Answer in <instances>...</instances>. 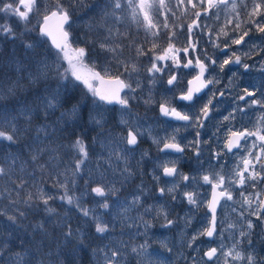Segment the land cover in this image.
<instances>
[{
    "label": "snow or ice",
    "instance_id": "6c2138e0",
    "mask_svg": "<svg viewBox=\"0 0 264 264\" xmlns=\"http://www.w3.org/2000/svg\"><path fill=\"white\" fill-rule=\"evenodd\" d=\"M228 0H178V4L185 6V11H187V6H190L192 15L194 17L191 24L188 25L189 33L191 34L193 28H199L200 20L202 15H208L212 9L219 7L221 4H227ZM249 5H251L249 9ZM85 6V0H53L50 5H45L41 7L38 0H0V13H4L7 17L17 18L19 23H22L25 26V31L17 33L12 25L7 21L3 24H0V36H4L8 40H17L19 39L24 48L31 52V58L28 63L23 62L19 63L17 66L18 73H27L25 76L18 75L15 80H2L0 79V141H6L9 144H17L22 137L26 136L30 132H35L36 137L31 144H28L27 147L30 150V159L35 164L36 167H39L41 172L46 171L44 165L39 163V158L43 152L56 153L64 145H57L56 147L48 146L47 148H41L40 144L43 141L40 140L41 134L44 138L52 141L53 136L55 135V130L49 131L48 124H42L40 127H35L33 125V115H42L45 119L55 114L56 111L63 108L64 111L60 113V117L57 118L56 123L58 124L60 120L67 122L68 120L74 122H80L85 120V113L83 112L84 107L87 106L88 95L90 92L92 94V104L93 107L89 109L86 114V120L89 124L96 126L97 128L103 129L106 122L104 112L107 109L101 107L102 103L106 104H118L122 107L123 110H128L129 97L127 95L122 96L121 93L124 89H129L130 91H135L130 84L125 83L123 79L120 78V75H115L109 80H105L104 76L101 75L100 71L95 70V65L93 67H88L84 63L87 58L86 49L84 47H73L69 41L70 32L68 29L71 28V13L76 8H82ZM238 7L236 0H232L231 8L233 11ZM239 7L245 13L246 19L244 23L250 24L253 28L259 32L264 33V0H240ZM162 9H167L171 11L169 4L166 3V0H108V3L105 6L104 12L100 18V21L94 22V25L89 26L95 28L97 36L99 37L96 40L88 39L86 43L98 44L99 48L106 52L112 53V60L116 62L117 68L123 66L124 72H136L138 71L136 65L131 63L130 60H121L120 57L123 54V49L125 45L123 40L127 38V33L120 32L119 29L115 28V24L120 22L121 15L125 11L131 12V19L133 22L143 27L146 32H151L153 36H159V33L153 31L158 27L156 22V17L160 14ZM175 15V13H173ZM240 13H237L239 17ZM36 19L37 23L32 24V20ZM167 20V17H165ZM55 21L53 26L52 22ZM231 23V21H229ZM31 25V27H29ZM67 25V27H65ZM163 27L167 28L168 24L165 22ZM240 23L235 25L233 31H237L240 34L235 38H229L231 44L240 45L245 41V37L249 35V32L252 31V28L248 30L240 31ZM31 31H37L38 36L41 38H48L51 41V47L56 50L55 59H50V54H41L38 51L40 46V41H26L24 36ZM101 33H106L102 35ZM220 34L228 36V33L221 29ZM169 43L168 46L162 49L159 53H156L157 44H152V51L154 53L151 67L147 69L149 73H163L166 69H169L171 66L164 65L158 66L157 61H167L172 60V65L176 68H198L197 74L193 79L188 81L189 87L186 91H182L178 97L180 101L194 102V94L200 93L203 88H206L209 84L216 83L214 78L205 79V72L208 70L210 65H216L217 61L207 57L210 61V64H206L202 61L199 56L193 59H188L186 62L181 64L178 56L176 55L179 52V49H175L174 45L171 43L172 37H168ZM47 43V40L43 41ZM219 47V45H214ZM127 47H135L136 55H146L144 48L142 46H137L135 41H131ZM193 51H195V45H190ZM225 47H230L229 44H225ZM257 45H252V49H256ZM250 49V51L252 50ZM183 51L187 54L188 48H184ZM233 57L224 59L218 66L221 71L224 70L226 65L231 63L241 64V59L239 56H236L233 53ZM66 60L68 62L69 68H63L62 61ZM245 69L249 68V65L243 64ZM105 75L110 73L109 68L102 69ZM69 72L71 77L75 81L81 82L87 89V92L84 94L83 98L72 100L67 95V85L61 83L69 79ZM27 79L29 84L24 85L22 81ZM52 81H56V87H52ZM93 81H99L101 85L108 83L114 85V87L108 89H101L99 87H94ZM43 82L45 87L40 95H38L35 100L32 101V104H24L21 108L15 113H8L4 111L2 107V102L10 97H14L18 92L25 91L26 87L35 85ZM178 77L175 73L169 75L167 84L172 86L178 84ZM139 86V84L137 85ZM257 92H260V89L254 91H249L245 88L242 95L236 97V101H243L244 107L234 108L233 112L239 111L244 113L246 109L253 107H259L264 109V92L260 93V96L257 97ZM215 95V94H213ZM221 96L224 95L223 92L220 93ZM249 97H254L248 99ZM71 105L67 107V105ZM212 104V99H209L200 109L198 113L195 114H186L182 111H178L177 108L171 107L170 102L165 100L164 103L159 105L160 112L165 117H174L176 120L191 122L190 126L195 128H203L204 120L209 117L210 105ZM128 115H131V112L128 111ZM23 120V124L20 123V120ZM225 120L235 119V116L230 113L229 116L224 117ZM121 124L127 127L126 135L112 136L111 133L108 134L107 140L101 143L102 149L107 152V156L101 155L97 159V166L100 169L101 182L97 183V186L90 188V193L94 194L97 197L103 198L101 201H97L99 207L103 209H108L110 207L108 198L110 196H115L117 189L114 187V184L108 181L107 172L108 169H104L103 165L105 162H111L113 157L116 160L123 159L125 161V167L121 169V174L125 179H128L133 175L131 166L127 163L129 154L135 151V147L138 144L139 137L142 133L139 130V126L132 124L128 119H121ZM62 131V129H61ZM229 137L224 144V148L228 152H232L234 148L240 150L234 155H240V152H243V155H240L239 162L231 170L230 174L223 173L222 171H212L207 174H203L201 177L188 176L178 172V169L175 167L174 161H169L173 166L169 167L167 163L163 165H158V167L163 168V176L165 177H178L181 181H192L199 183L200 180L203 181L205 185H211V194L212 199L207 201V207L212 213L211 220L208 225L199 230L195 235L191 237L189 247L195 243L199 237L206 236L212 238L216 233V205L219 203L220 198H226L227 200H233L232 191L230 190L233 186L239 185L241 187H249L254 191L245 195L244 192H240V195L243 197L241 205H247L250 209L249 216H255L258 220L264 221V114L257 120L256 125L253 129L243 128L235 129L229 128ZM197 139L189 141L188 146L196 148V156L199 158L200 151L198 146L201 144L199 139L200 132H196ZM255 137V139H251ZM96 139V138H94ZM171 142H163V147L160 151L173 150L177 153L184 152V146L176 142V136L173 135L167 138ZM243 141L244 143H241ZM39 142V143H38ZM156 143H161V141H155ZM207 143V141H204ZM123 146V147H121ZM68 148L74 150L79 155L74 159V167L65 168L64 172H48L47 175L51 179L52 188L63 189L64 194L58 198L66 201L68 204H75L83 216L88 217L92 216L95 222V231L100 234L108 233L110 231V221L102 222V218L96 216L95 213L88 208L83 207V204L79 199L74 198L73 196L68 195L69 192V182L75 184V178L81 172V166L84 165L85 161L89 159V152L86 150L82 137H77L74 142L68 145ZM142 155H147L144 153ZM223 155V152H216L214 158L219 160ZM53 159L56 157L53 156ZM199 162V159H198ZM25 161H21L17 164V158L15 156L6 157L5 159H0V178H7L10 181L13 187L5 186L3 191H0V200L7 202L8 208H14L15 212H18V215L9 214L8 208L0 209V216H5L8 221L13 224L19 222V218L25 217L26 212L19 210L16 207L19 203L23 202L26 204L29 209L38 208L40 204L44 205V210L48 213H52L54 209L48 207L49 201L56 199L52 194H49L43 190L41 185L35 183V178H31L32 186L35 187V191L26 190L30 181L24 177H17L13 180L12 175L15 173V167L18 166L21 171H25L24 164ZM258 166V167H257ZM223 168V165H221ZM66 173H70L67 175ZM61 177H63L61 179ZM153 179L157 182L160 180V176L153 172ZM85 185H89V180H85ZM180 187L179 184L173 183L172 187L159 188V193L164 195L165 193L171 195L172 199L175 200V192ZM140 195L144 194L143 187L139 189ZM15 193V196H13ZM140 195H134L133 204L139 203ZM183 196L187 199L188 203L191 205H198V198L194 192H184ZM256 205L253 208V205ZM127 209H125V212ZM148 211V209H146ZM162 211V210H161ZM235 211V209H233ZM160 213H158L159 215ZM240 216L243 217L244 213L241 212ZM166 225H171L173 222L167 219L165 214ZM190 219L186 221L187 224H190ZM145 223V228L149 227L148 222ZM244 223L246 224L247 229H252L254 224L251 219H245ZM39 228H43V225H37ZM68 232L65 234L67 236L73 235V231L70 226ZM233 227V225H229ZM239 235L244 238L241 240H234L232 247L229 251L224 252L223 245L219 248L212 247L209 248L205 253L207 262L219 261L220 256L225 257L224 264H231L232 261L241 262V264H264V260H257V256L254 252H246V250L241 248V245L246 242L248 246H251L252 241L250 238V233L247 231L241 230ZM140 251L138 255L147 256V245H139ZM132 252L137 253V248L133 247ZM103 251V250H100ZM110 255L108 252L104 254L105 264H120V259L122 254L117 250L109 249ZM219 252V255H218ZM40 255L39 247L36 248V254L33 256V259L37 261V264H43V260L38 259ZM231 258L229 260L228 258ZM203 259V258H202ZM24 261V256L20 253L16 254L14 264H22ZM151 264V262H150Z\"/></svg>",
    "mask_w": 264,
    "mask_h": 264
},
{
    "label": "rangeland",
    "instance_id": "374dc122",
    "mask_svg": "<svg viewBox=\"0 0 264 264\" xmlns=\"http://www.w3.org/2000/svg\"><path fill=\"white\" fill-rule=\"evenodd\" d=\"M101 1L102 4H100ZM38 2L43 8L45 5H50L53 0H38ZM97 3V7L100 8V11L104 12L108 0H98ZM166 3L169 4L171 11L162 9L160 14L156 17L158 27L153 29V31L159 33V36H153L151 32H146L145 29L139 25H137V29L142 32L147 40L149 35L150 39H156L157 37L161 36L166 41L168 40V37L171 36V43L174 45L175 49L180 45L179 58H181L186 54L183 51L184 47L181 45H184L187 39L190 40L195 33L204 34L208 25L211 24V19L207 18L208 15H202L198 21L200 27L193 28L190 34L188 25L191 24L194 19L192 15L193 10L191 7L187 6V11H185V6L179 5L178 0H166ZM236 3L239 5L240 0H236ZM231 4L232 0H228L227 4H221L219 7L211 10L213 11L214 17L216 18V22L219 21V34L216 35L215 40L219 38L220 47H222L226 41L230 40V24L234 22V20H237V23H240L241 14L239 17H237V13H240L238 8L240 9L241 7L238 6L236 10L233 11ZM250 7L251 5H249V9ZM173 13H175V15H173ZM102 14L103 13H101V15ZM118 14L121 15L120 22L122 20L130 23L133 22L131 19L130 10L125 11L122 14L118 12ZM165 17H167V20H165ZM33 20L36 24V19ZM229 21H231V23H229ZM165 22L168 24L167 28L163 27ZM8 23L12 25L15 31L17 27L22 24L19 23L15 17H10ZM117 24H115V28L119 29ZM77 25L78 22L74 21V27ZM221 29H224L228 33L227 37L220 34ZM253 30L255 29L253 28ZM119 31L121 32L120 29ZM36 33V36L30 35L27 38H29V40L35 39L36 41H40L38 32L36 31ZM250 33H254V31L249 32V34ZM231 38H233V36ZM168 43L169 40L167 44ZM71 44L73 47H81L79 42L74 44V42L71 41ZM252 45H255V43L252 42L247 44V54H253L254 51H250ZM98 50L102 51L99 47L98 49L92 51H86L87 58L85 59L84 63L90 68L93 67L94 64L95 70H99L102 73H104L102 70L103 68H109L111 71L108 76L120 75V73L123 72L124 74L120 75V77L123 78L127 84H130L133 89H135V91H130L127 89L125 92V95L129 97L128 110H123L122 107L119 106L117 108L118 112H116V115L118 114L117 117L119 124H121V119H128L132 124L138 125L139 130L142 133L140 137L146 143L133 153L129 154L127 159V163L131 166V170L133 172L132 176H137V172L135 170L136 168L133 166L134 164L145 161L152 164L151 158L153 157L151 156V143L153 145L158 144L155 141H161L162 143L163 140L166 141L168 140V137L173 135L176 136L177 133L174 128H171L168 134L155 136L152 131V125L150 124L149 117L147 116L149 114L150 107L142 112L146 115L141 113H132L130 99L133 98V95L136 91L142 89V85L140 83L142 77L147 79L148 86H152V83H150L149 80V74L150 77L154 76V73H149L148 71H146V75L143 76V71L140 70L134 63V60L137 63L140 62V56H137V59H125V55L123 53L121 56L122 59H120L130 60L131 63L136 65L138 70L136 72H124L123 66H120L119 69L117 68L116 62L112 60V53H106L102 51L103 55L102 57H99L98 55H95ZM55 53L56 52H52L50 54V59H55ZM153 56L154 53L151 59L149 61L145 60L144 63L152 62ZM158 63H161V61H158ZM62 64L63 68L61 71H63L64 68H69L68 62L66 60L62 61ZM115 67L117 69H115ZM256 68H258V66ZM114 70H116V72ZM74 82L75 80L73 77H71L69 72V79L62 81L61 83L73 85ZM51 83L52 87H56L57 82L52 81ZM92 83L95 87L96 81H93ZM138 84L139 86H137ZM89 94L92 95L90 92ZM149 95L151 97L150 91ZM128 111L131 112L130 116L128 115ZM108 113V111L104 112L105 120H107L109 117ZM121 125L122 127H126L123 124ZM102 133L106 132L103 131ZM110 133L113 136V132ZM251 139H255V137H252ZM106 140V138L101 139L97 146H95L96 148H94L95 150L93 149L94 151H92V153L89 155V159L86 160L84 165L81 166V172L76 176L75 184L69 182V184L73 187L70 196L79 199L83 204V207L91 209L96 216L102 218V222H111L110 231L108 233L101 234V244L94 253L96 261L100 262L101 264H105V252H108L110 255L109 249H119L122 254V258H118L120 259V264H150V262L151 264H224V256H220L219 261L207 262L204 257V253L209 248H219L221 245H223L222 250L224 252L229 251L234 240H244V238L239 235L241 230L249 232L251 234L250 238L252 241L251 246H248L245 242L241 245V248L246 250V252H254L258 261L264 260V221L258 220L255 216H249L250 209L248 206L241 205L243 197L236 194L237 190L242 188L239 185H235L230 189L232 191L233 200H227L226 198H223L221 201L217 213L216 234L210 239H206L204 236L199 237V239L193 243L191 247L188 246L191 241V237L203 227L207 226L210 221V214L207 211V201H209L210 198V185L203 184L202 180H200L199 183L192 181H181L179 178L176 180L168 179L167 181H163L164 179L160 177L158 182L154 180V185L147 183L138 184L137 180L133 182V180L129 179L131 177L128 179L124 178V176L121 174V169L125 167V161L123 159L116 160L113 157L110 163H104L103 168L108 169V181L111 182V184H114L117 192L115 196H110L108 198L110 205L108 209L99 207L97 201H101L103 198L87 193H90L91 187H95L97 186V183L101 182L100 171L103 169L98 168L97 159L101 155L107 156V152H105L101 147V143L105 142ZM144 153H147V155H142ZM78 155L79 154L75 153L73 150L72 167H74V159ZM182 160L183 157L181 156L164 155V157L154 158V163L156 168H158V165H163L165 163H167L168 166L173 165L172 163H168L169 161H174L175 165H177ZM239 160L240 156L237 155L234 157L225 156V158H220L216 162L201 161V165L203 163H207L206 168L201 167L202 170H197L191 175L201 177L203 174L211 172V168H215L216 171H222L223 173L230 174L231 170L235 167ZM210 165L213 167L210 168ZM221 165H223V168H221ZM66 174L70 175V173ZM62 178L63 177H61V179ZM77 180H80L78 185ZM85 180H89V185H85ZM173 183L180 185V187L174 193L176 196L175 200H173L171 195L167 193L164 195L159 193V188L172 187ZM141 186L144 190L143 195H140L139 192ZM86 189L87 193L85 191ZM43 190L47 192L45 188H43ZM252 191L254 190L252 189ZM184 192L196 193L198 205L189 204L187 199L183 196ZM134 195H140L139 203H132ZM255 207L256 205L254 204L253 208ZM125 209H127L126 212ZM146 209H148V211H146ZM233 209H235V211H233ZM64 210L71 211L65 213ZM64 210L60 211L62 213V219L64 220L66 217L71 218L72 224L70 227L73 231V235L78 232L79 236L82 238L84 232L83 230L89 228V224L95 226L93 217L91 215L88 217L83 216L81 211L76 208L75 204H71L69 209L65 208ZM241 212L244 213L243 217L240 216ZM158 213L160 214L158 215ZM165 214L167 215V219L173 222L171 225H166ZM262 215H264V213H262ZM144 216H148V218H150L152 221L158 220V223L156 224L157 226H155L152 221L145 220ZM189 219L191 222L190 224H187L186 221ZM245 219L252 220L254 224L252 229H247L246 224L244 223ZM144 222H148L150 226L145 228ZM229 225H233V227L230 228ZM131 229L132 231H130ZM256 233L257 236L254 237V234ZM153 242H156L162 250H160V248L157 249L156 247H151L150 245H152ZM142 244L147 245L146 257L138 255V252L140 251L139 245ZM133 247L137 248V253L132 252L131 249ZM228 259L231 260L230 257ZM231 264H241V262L232 261Z\"/></svg>",
    "mask_w": 264,
    "mask_h": 264
},
{
    "label": "trees",
    "instance_id": "16d2710c",
    "mask_svg": "<svg viewBox=\"0 0 264 264\" xmlns=\"http://www.w3.org/2000/svg\"><path fill=\"white\" fill-rule=\"evenodd\" d=\"M98 0H85V6L82 8H76L71 13V28L69 29L71 39L76 44L80 43L81 47H84L86 51H92L98 49V44L86 43L88 39L96 40L99 37L95 31V28L90 29L89 26L94 25V22H99L101 18L100 8L97 7ZM97 3V4H96ZM102 4V1L100 2ZM10 17L0 13V24L9 22ZM17 20V18H15ZM74 21L78 22V25L74 27ZM34 23V20L32 21ZM31 27V25H29ZM25 31V26L20 24L17 27L16 32L20 33ZM106 35V33H101ZM36 36V31L28 32L24 36L26 41H36L35 39L29 40L28 36ZM45 38L40 37V46L38 51L43 54H51L55 52L49 42L44 43ZM123 53L125 59L133 58L137 59L135 48L124 49ZM95 55L102 57V51L98 50ZM31 58V52L24 48L22 42L17 40H8L4 36H0V79L8 81L15 80L18 75L25 76L27 73H18L17 66L19 63H28ZM122 59V57H120ZM115 69H117L115 67ZM116 72V70H114ZM56 82V81H55ZM24 85H28L27 79L22 81ZM64 84V83H63ZM44 83H38L26 87L25 91L18 92L16 96L10 97L2 102L4 111L15 114L22 105L32 104V101L41 94ZM142 90V89H141ZM136 91L133 98L130 99V107L132 111L143 112L147 110L151 102L148 94L143 91ZM87 92L86 87L78 81H75L73 85H67V95L72 99H81ZM88 102L87 106L84 107L83 112L85 113V120L80 122H74L68 120H60L57 124V118L60 117V113L64 111L63 108L55 112L54 115L45 119L42 115H33V125L40 127L42 124L49 125V131L55 130L53 141H49L44 138L41 134L40 140L43 141L40 144L41 148H47L48 146L56 147L57 145H64L56 153L43 152L39 158V163L44 165L46 171L41 172L39 167L30 159V150L27 145L31 144L36 137V133L30 132L26 136L22 137L19 143L9 144L6 141H0V159L6 157L15 156L17 158V164L21 161H25V171H21L18 166L15 167V173L12 175V179L15 180L17 177H24L30 181L26 190L35 191V187L32 186L31 178H35V183L41 185L47 190V193L57 197L54 200L49 201L48 207L54 209L52 213H48L44 210V205L40 204L38 208L29 209V207L23 202L19 203L16 207L19 210L25 211L26 216L19 218L17 224H13L5 216H0V264H14L16 254L20 253L24 256L22 264H37V261L33 259L36 254V248L39 247L40 255L38 259L43 260V264H101L95 260L94 253L101 244V234L95 231V226L89 224V228L83 230V237L81 238L76 234L67 236L66 233L72 222L71 218L66 217L62 219L61 210L65 208L69 209L71 204L66 201L59 199L58 197L64 194L63 189L52 188L51 179L48 177V172H64L65 168L72 167V154L73 150L68 148V145L75 141L77 137H82L86 150L89 155L94 151L101 139H107L108 134L102 133L105 128H97L96 126L89 124L86 120V114L90 108L93 107L92 95L87 93ZM71 105H67L70 107ZM101 107L107 109L110 118L116 116L115 107H107L101 104ZM107 113V112H106ZM23 124V120H20ZM116 128L113 132V136H119L125 134L123 129H117V124H113ZM62 129V131H61ZM96 138V139H94ZM39 143V142H38ZM94 149V150H93ZM76 153V152H75ZM56 158L53 159L52 157ZM80 180H77V185ZM13 187L7 178H0V191H3L5 186ZM72 188V189H71ZM73 187L69 184L68 195H71ZM15 196V193H13ZM8 208L7 202L0 200V209ZM71 210H64L68 212ZM14 208H8L9 214H14ZM18 215V212H15ZM145 220L152 221L148 216H144ZM155 226L158 220L152 221ZM37 225H43V228L37 227ZM132 231V229L130 230ZM144 233V232H143ZM148 236V235H147ZM257 233L254 234V237ZM149 237V236H148ZM253 237V239H254ZM143 239V238H141ZM148 241V240H147ZM151 247L159 249V245L153 242ZM160 250H162L160 248Z\"/></svg>",
    "mask_w": 264,
    "mask_h": 264
},
{
    "label": "flooded vegetation",
    "instance_id": "af4514ba",
    "mask_svg": "<svg viewBox=\"0 0 264 264\" xmlns=\"http://www.w3.org/2000/svg\"><path fill=\"white\" fill-rule=\"evenodd\" d=\"M238 11L241 14L240 31L248 30L249 28H252V31H254V33H250L247 37H245V41L240 45L231 44V40H229L226 41L222 47H220L219 38L215 40L216 35L219 34V21L216 22L213 11H211L207 17L208 19H211V24L208 25L204 34L195 33L190 40L187 39L186 43L184 45H181L184 48H188L187 54H185L183 57L179 58V52L176 53L181 64L186 62L188 59H193L194 61L197 56H199V58L206 64H210V61L207 59V57H211V59L217 61L216 65H210L208 70L205 72V79L214 78L217 82L209 84L205 89L203 88L200 93L194 94V102L190 103L186 101H180L178 99H175V97H178L182 91L187 90V88L189 87L188 81L193 79V77L197 74V72L199 71L198 68L190 67L186 69L182 66L180 68H176L172 65V60L169 59L167 61H161V63H158L157 61L158 66H164L167 64L171 67L169 69H166L163 73H154L153 77H150L149 74V80L150 83H152V86H148L147 79L142 77L140 81L142 85L141 91L148 94L149 100L151 102L150 111L147 116L149 117L150 124L152 125L153 134L155 136L166 135L171 128H174L177 133L176 142L184 146V152L181 154H175L171 152L160 151L163 146V142H171L168 140H163L161 144L155 145L150 142L151 146L153 147H151V156L153 157L151 158L152 164L146 161L134 164L133 166L136 168L135 170L137 172V176H131V178H129L133 180V182L137 180L138 184L147 183L154 185V171L156 175L164 179L163 181H167L168 179L176 180L178 177L166 178L165 176H163L162 167L156 168L154 158L164 157V155L183 157V160L175 165V167L178 169L179 173L186 174L188 176H193L191 174L195 173V171L202 170L201 167L206 168L207 163H203L201 165V161L216 162L217 159L214 158V154L216 152H223V155L221 157L222 159L225 158V156H237L233 153H236L240 150L234 148L232 152H228L227 149L224 148V144L226 143L230 135L228 129H253L256 125L257 120L261 117L262 114H264V109H260L258 106L246 109L244 113H241L239 111L233 112L234 108L244 107V102L236 101V97L238 95H242L245 88L249 89V91L260 89V92H257L256 94L257 97L260 96L261 92H264V33H259L256 30H253L252 25L244 23V20L246 19L245 13L242 8H238ZM237 22V20H234V22L230 24V37L233 36V38H235L240 34L237 31H233ZM117 25L121 32L127 33V38L123 40V43L125 45L124 49L132 48L127 47V45L134 40L135 44L137 46H142L147 53L146 55L140 56V62L137 63L134 60V63L140 70L143 71V76H145V72L149 67H151V62L144 63V61H149L153 55V52L150 51V49H152V44H157V49L155 51L156 53H159L164 47L166 48L168 46V40H164V38H162L161 36L157 37L156 39H150V35L147 40L142 32L137 29L138 24H136L135 22L130 23L122 20ZM252 42H254L258 47L256 49H252L251 47V49L254 51L253 54H247V44H250ZM226 43L229 44L230 47H225ZM193 44L195 45V51H193L192 47H190V45ZM214 45H219V47H216ZM179 48L180 45L176 49ZM233 53H235L236 56L240 57L241 64L231 63L229 65H226L224 67V70L221 71L218 65L224 59H227L229 57H232L234 60ZM243 64L249 65V68L245 69L243 67ZM257 66L258 68H256ZM170 72L177 75L179 81L178 84H174L172 86H169L167 84ZM102 74L105 75L104 73ZM149 91L151 93V97L149 95ZM221 92L224 93L223 96L220 95ZM252 98L254 97H249L248 99ZM209 99H212V104L210 105L209 117L204 120L203 128L191 127V122L179 121L174 117H165L160 112L159 105L167 100L170 102V106L177 108L178 111H182L186 114H195L199 112V109L205 103H207ZM119 106L120 105L115 107V112H118L117 108ZM132 113H141L143 115H146L145 113L138 111H132ZM230 113L235 116V119L225 120L224 117L229 116ZM117 116L118 114L114 118H107L106 124L104 125L105 131L107 134H109L110 132H114L116 128L113 124L116 123L117 129H123L125 131L124 135H126L127 127H122V125L119 124ZM197 131L200 132L199 139L201 141V144L198 146V150L200 151L199 158H197L195 154L196 148L188 146L189 141L197 139ZM204 141H207V143H204ZM241 143L244 142L241 141ZM143 144L146 143L141 137H139L138 145L135 150L139 149ZM240 155H243V152H240ZM211 167L213 166L210 165V168ZM210 171H216V169L211 168ZM251 191L252 188L245 186L237 190L236 194L239 196L240 192H244L245 195H247Z\"/></svg>",
    "mask_w": 264,
    "mask_h": 264
},
{
    "label": "water",
    "instance_id": "95a60500",
    "mask_svg": "<svg viewBox=\"0 0 264 264\" xmlns=\"http://www.w3.org/2000/svg\"><path fill=\"white\" fill-rule=\"evenodd\" d=\"M52 24H53V26H54L55 21H53ZM65 27H67V25H66ZM46 39L48 40L49 44L51 45V41H50V39H48V38H46ZM69 41H70V37H69ZM53 49H54V48H53ZM54 50H55V49H54ZM55 51H56V50H55ZM101 75L104 76V79H105L106 81L112 78V77H106V76L103 75L102 73H101ZM95 87H99V88H101V89H108V88L114 87V85H111V84H108V83H105V84L101 85V84L99 83V81H96V86H95ZM204 89H205V88H204ZM125 90H126V89H124L123 92L121 93L122 96H123ZM201 91H202V90H201ZM103 104H105L106 106H118V104H115V103H113V104H111V105L106 104V103H103ZM137 145H138V144H137ZM136 147H137V146H136ZM136 147H135V148H136ZM162 147H163V146H162ZM163 152H171V153H175V154H181V153H177V152H175V151H173V150H165V151H163ZM166 178H172V177H166ZM211 199H212V194H211V196H210L209 201H210ZM222 199H223V198H220L219 203L216 205V225H217V213H218V210H219V207H220V204H221ZM207 211H208L209 214H210V220H211L212 213H211V211H210V209H209L208 207H207ZM216 231H217V227H216ZM215 234H216V233H215ZM215 234H214V235H215ZM204 237H205L206 239H210L209 237H206V236H204ZM205 259H206V257H205Z\"/></svg>",
    "mask_w": 264,
    "mask_h": 264
}]
</instances>
